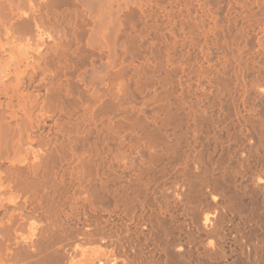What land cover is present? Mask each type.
<instances>
[{
    "label": "bare ground",
    "instance_id": "bare-ground-1",
    "mask_svg": "<svg viewBox=\"0 0 264 264\" xmlns=\"http://www.w3.org/2000/svg\"><path fill=\"white\" fill-rule=\"evenodd\" d=\"M0 264H264V0H0Z\"/></svg>",
    "mask_w": 264,
    "mask_h": 264
},
{
    "label": "rangeland",
    "instance_id": "rangeland-1",
    "mask_svg": "<svg viewBox=\"0 0 264 264\" xmlns=\"http://www.w3.org/2000/svg\"><path fill=\"white\" fill-rule=\"evenodd\" d=\"M22 69H24V67Z\"/></svg>",
    "mask_w": 264,
    "mask_h": 264
}]
</instances>
